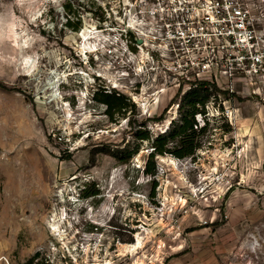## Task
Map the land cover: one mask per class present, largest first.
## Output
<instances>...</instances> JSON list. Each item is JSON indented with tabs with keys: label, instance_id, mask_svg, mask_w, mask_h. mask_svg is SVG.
<instances>
[{
	"label": "rangeland",
	"instance_id": "1",
	"mask_svg": "<svg viewBox=\"0 0 264 264\" xmlns=\"http://www.w3.org/2000/svg\"><path fill=\"white\" fill-rule=\"evenodd\" d=\"M137 1L0 0V264H264V108L198 115L212 92L177 135L188 91L107 54ZM96 88L130 102L110 119Z\"/></svg>",
	"mask_w": 264,
	"mask_h": 264
},
{
	"label": "built area",
	"instance_id": "2",
	"mask_svg": "<svg viewBox=\"0 0 264 264\" xmlns=\"http://www.w3.org/2000/svg\"><path fill=\"white\" fill-rule=\"evenodd\" d=\"M134 11L108 56L138 58L135 75H167L184 92L215 90L200 116L230 120L224 104L238 100L264 108V0H138Z\"/></svg>",
	"mask_w": 264,
	"mask_h": 264
},
{
	"label": "trees",
	"instance_id": "3",
	"mask_svg": "<svg viewBox=\"0 0 264 264\" xmlns=\"http://www.w3.org/2000/svg\"><path fill=\"white\" fill-rule=\"evenodd\" d=\"M67 10H69V7L65 6ZM66 25L73 29L74 31H77L79 28V24L71 23L69 20H67ZM212 92H215V90L210 91L206 88H199V89H193L187 92L183 97L182 103L186 104L189 107V112L184 114L181 117V125L179 127V131L177 135L186 134L187 132H190L194 134L196 132V129L194 130V127L197 126V123L195 121V115L198 113L199 109L197 106L203 107L207 100L209 99ZM95 104H102L105 106V114L111 119L115 112H118L122 109H125L128 106V102H130L127 97L124 95H121L115 91L113 92H107L105 89H99L96 88L93 93V98ZM204 127L200 128L199 132L204 131ZM172 138L175 137V135L171 136ZM137 138L140 140H149L150 136L147 133L138 134ZM168 138L166 134H163L161 136H158L154 141V149L149 154L148 159L145 163L143 172L146 175L153 176L155 171V163L153 161L154 155H163L168 153L166 147H168ZM180 148L175 149L171 152L176 158L183 159L187 157L193 156L195 150L197 149V145H193V143H184L181 141ZM156 186V183H153V190ZM86 189H83L82 191H85ZM154 195V193H153ZM93 195H90L88 197H92ZM87 198V196H85ZM36 256V255H35ZM34 256V257H35ZM32 257L26 264H33L34 258Z\"/></svg>",
	"mask_w": 264,
	"mask_h": 264
},
{
	"label": "bare ground",
	"instance_id": "4",
	"mask_svg": "<svg viewBox=\"0 0 264 264\" xmlns=\"http://www.w3.org/2000/svg\"><path fill=\"white\" fill-rule=\"evenodd\" d=\"M173 163H174V162H173ZM140 245H141V242H140V240L137 238L136 243H135L134 245L130 246V248H131L132 250H134V249H137Z\"/></svg>",
	"mask_w": 264,
	"mask_h": 264
},
{
	"label": "clouds",
	"instance_id": "5",
	"mask_svg": "<svg viewBox=\"0 0 264 264\" xmlns=\"http://www.w3.org/2000/svg\"><path fill=\"white\" fill-rule=\"evenodd\" d=\"M93 93H94V91H93ZM93 93H92L91 99L93 98Z\"/></svg>",
	"mask_w": 264,
	"mask_h": 264
}]
</instances>
